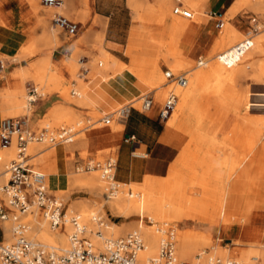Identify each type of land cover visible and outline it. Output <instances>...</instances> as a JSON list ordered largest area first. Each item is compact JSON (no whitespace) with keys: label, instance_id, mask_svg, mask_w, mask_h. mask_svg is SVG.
Segmentation results:
<instances>
[{"label":"rangeland","instance_id":"374dc122","mask_svg":"<svg viewBox=\"0 0 264 264\" xmlns=\"http://www.w3.org/2000/svg\"><path fill=\"white\" fill-rule=\"evenodd\" d=\"M25 1L27 3H30L29 0H25ZM32 1H34L35 3L37 2L39 9H43L48 13H46L45 18L43 19L37 18V15L33 11L34 9L30 8L27 11V14L25 15L27 17L25 23L20 27L22 32L27 37L25 44L21 46V48L14 57L9 58V57L0 56V62L3 65L2 72L0 74V82H1L0 84L2 85V88H7L9 90H17L18 88L21 87L24 92L23 108L9 109L1 105L3 112L2 120L5 118L25 117L27 119L28 130L32 132H38L39 130L45 127L53 131H57L64 126L73 127L76 129H83L76 136L74 142L65 145L66 151L69 152L68 160L71 163H73L75 160L73 155L74 151L78 153V157L80 159L86 161V163H89L92 166H95L96 164H102L106 162L108 159L115 160L116 157L113 147L96 149L93 153H91L89 149L86 147V145L83 144V142L84 141L87 142L88 134L90 133V131L87 130L91 129L92 127H94L93 129L96 130L101 128H110L116 132L121 131L123 129V125L121 128L118 129H116L115 127H117L116 123L117 122L122 123L123 119H120L121 121H118L117 119L118 115L113 116L114 115L113 114L110 115V121L108 123H104L103 119L107 117L108 113L106 114L99 113L95 109V107H91L89 109L87 108L78 109L79 110L78 113L80 115L79 120H81L79 125H73L74 123L68 122L65 118H61V120L57 124L50 123L49 126L45 125L49 121L48 111L42 117L35 119L34 112L36 109V105L38 103L41 102L43 104H47L52 100H56L57 103L53 105H57V104H62L63 100H61L60 98L57 99L49 98L45 94V87L34 82L33 78H31L30 75H27L28 77L24 78V80L20 78L18 79L16 78L14 72L20 64L18 62L20 55L26 54L31 57H43V56L50 57V63H51L50 65L51 68H53V70L50 71L49 74L57 78L59 77L60 79L56 91H58V93L68 95V97L71 100H78L76 90L79 86V83H83L87 90V82H89L93 78L97 76L101 78H108L124 70H127L138 79L140 68H145L147 69V71H149L154 67L155 62H157L159 65V71L161 70L160 72L162 73L164 84L169 85L170 83H175V82H169L163 75V72H171L173 75L192 72V70L195 69L197 62L199 60L206 61L213 56L216 57L219 53L229 48L230 45L233 46L234 44L241 41L240 40L238 42H235L233 43V45L229 44L228 45L229 47L227 45L221 47L217 49L214 53L211 52L213 44L219 40L221 35L224 33V30L228 26L242 33L243 39L245 37L247 38L264 37V5L260 6L259 9H255L249 5H242L239 11L232 18H226L225 16L219 18L216 17L214 14H212V16L215 17L213 20L214 22L213 33L215 36H208V38L200 44L195 54L191 53L190 55L192 47L196 45V36H198L197 34L199 33V29L197 27L195 31H193L192 33L181 35L179 38L178 49L184 53L185 60L175 64L173 63L172 65L174 66L175 69L171 70L163 60L166 54L168 53V46L165 45L167 44L168 27L167 24L165 23L166 16L163 14V12L164 10H168V9L170 11L173 10V8L176 6L175 0H141L145 5L142 7L140 11L142 16L139 21L133 17V10L130 6L129 9L127 5V0H109L110 2L116 1L120 4H126L127 12L130 17V28L127 31V35L124 37L125 39L124 43L120 46H116L115 50L108 52L112 56L126 63L127 68L123 69L122 71H114L111 69H109V71H106L103 69V66L100 65L101 56L98 48V41L95 37V30H94L95 21L91 10L92 0H90V2H88L87 0H81V4L83 5L84 8L80 10L74 8L72 3H70L68 0H62V4H61L62 6L66 2L67 9H60V10L59 8L51 9L50 7H46V6L42 7L41 0H32ZM156 1L158 4L157 6H156ZM199 4L200 5L197 6L196 10L194 11L189 9L186 5H182V6L185 9L192 11L195 19L203 11L201 7L203 2ZM55 13H59L65 18L75 23L82 24V26L85 29V32L87 33L83 34V36L82 35L78 36V32H77L76 36L71 37L68 36L63 30L53 28L51 24V19ZM206 13L209 15L208 10H206ZM246 15H251V17L246 19L247 21H250V19L254 17L256 18V23L255 26L252 23H250V25H248V29L246 30V32H242L236 28V25H238L236 21L237 20L240 21L241 17H245ZM205 20L209 22V20L211 19L209 17H205ZM4 24L5 22L0 16V25H4ZM253 27L257 28L256 33L252 32ZM47 30L50 31L51 33L56 32V34L59 35L57 37L61 38L63 40V43L60 46H57L54 40L52 41L44 40L45 39L44 36H47L46 34ZM89 32L93 34V38L90 41L86 40L85 37L86 34H88ZM132 34H134V36H132ZM131 37H133L134 39L133 40L134 44L132 45L129 42ZM135 42L137 44H135ZM101 45L103 48V43ZM161 45H163V47H161ZM67 50L69 51L68 53ZM169 52L171 54L176 53L171 44L169 46ZM243 65H245V61L240 62L237 65L238 67L237 69H240L241 67H243ZM9 66H13V71L11 73H8ZM65 67L71 68L72 75H68V73L65 71ZM101 75H104V77H102ZM9 78L13 79L16 82L15 86L13 87L8 86ZM186 79L188 80V77H186ZM142 82L146 84V80ZM254 85H257L259 87H253ZM32 88H35L37 90L36 98H38V101L36 102V104L30 107L28 104V97H29V92L31 91ZM148 88L149 91L147 93L150 92L153 95V92H151V88L149 86ZM225 89L227 90L228 94L232 96V98L230 99V103L232 105L238 99L239 100L241 99L243 101L261 99V97L264 95V63H262L261 66L253 72L251 71L245 74H239L236 81H234L231 84L225 85ZM170 92H173L175 95H177L173 89H168L165 99L167 98ZM222 96L223 94L220 93L214 96V98H208L205 95L203 96L200 94L197 98V105L200 108V112L202 113V115H204L206 122L217 120L223 116H226L227 122L234 120L238 126L234 128L230 133H228L227 131L228 129L217 130V127L215 128V126L208 125V129L203 130V128H201L200 133L204 137L212 136V135L215 136L216 141L218 143V147L214 149V153L216 156L222 157L224 154H225L224 156L231 155L233 157L238 156L239 158L244 156L245 158L244 157L242 158L243 159L242 166L244 165L243 167H246L244 169H248V176L244 178H238L237 175L238 173H233L231 176L228 177V180L227 178H225L227 181V182L225 181L224 183V186L226 184L225 186L226 193L225 196L222 195L220 196L218 193L207 194L202 187L194 183L195 180L192 175L187 177L183 175L185 177V178L183 177V179L186 185L184 190V195L187 196V198H191V199L196 198L197 200L198 199L203 200L202 202L205 203L204 205L208 203L207 204L208 206L206 205L207 211L205 209V206L201 208L202 210L201 209H198V211L193 210L194 214L192 210L190 211L189 209H187V212L189 213H188V217L185 219L186 223H182L181 221L180 222H167V221L157 222L156 220L150 221L148 220L147 216L144 215V216H136L133 226L129 230H127L128 228L127 219L120 217L119 214L115 212L109 211V209L106 207L105 204H103L102 207H100L99 204L102 202L101 197L96 195L89 186H86L78 182V179L85 178L86 180L90 178L95 172H97L98 174L97 177L101 184V191L104 192L105 183L100 178V172L98 168L85 172L83 169L85 165H82V169L80 171H76L75 168L71 166L66 176L65 185L57 189H54L48 183L47 181L48 177L46 176L48 194L54 197L55 199H57L62 204L63 210L70 217L79 213L76 210H74L72 213L68 212V208L70 204H82L85 207L88 217L93 214L94 217H97L96 219L98 221L95 219L93 220V222H90L89 220L88 221L82 220L83 222L81 223L80 220V224L82 226L83 224L86 226V227L84 226V228L86 229L84 231V236L87 238V240H89V242H92L91 238L93 237L92 233H90L88 230L89 224L92 225L91 227L92 231L93 232L98 231L97 234L101 235V237H104L105 239L107 238V239L115 240V239L124 238L127 234L131 233L132 231L138 230L137 229L138 223L140 220H143L144 225L148 224L149 226L153 227L156 231L157 229H159L156 227L158 225L163 226L162 228L163 230H165L168 227H171L174 231L175 236L178 231H187L189 233H195L196 231L202 232V229L206 227L213 228L214 235L211 237L210 244L202 245L201 247H199L197 251L193 252L192 258L177 261L180 264H194L196 262L195 260L196 258L199 259V262H202V260L205 259V255H210L212 258L214 257V258H220L222 260H227V258L230 259L228 255H230L234 251L249 252L252 249H258L259 247H264V155L260 156V152H259L261 146L262 147L264 146V138L261 137L258 144L253 146V144L249 142L248 133L250 131H245L242 128V125H244L246 122L251 121V119L257 120L264 118V108H253L251 111H248L246 107L247 104L244 103L242 110L239 112H235L234 109L232 110L231 108L228 107L227 108L224 107L221 109L218 106L217 101L221 99ZM164 101L161 107H159V112L164 104ZM201 103H203L204 105L201 106ZM134 104L135 106L138 105V103H134ZM154 105L155 104L153 98L152 106ZM124 106H129V105H124ZM124 106H120L116 108L111 113L120 110ZM202 107L208 108L207 110L209 111V113L205 114ZM168 120L169 119L164 121L166 128L171 132V139L175 132H177L178 135L182 134L184 137V143L180 150V153L182 149H184L185 147H188L189 149H193L194 145L191 142L189 143V138L185 136L183 133L172 129L168 124ZM189 121H191V119H189ZM237 129H240L241 131L242 130L245 131L246 137H245L244 146L240 144L241 141L243 142V140H241L243 136H241L239 133L234 135ZM262 136H264V130ZM13 141L15 143V140ZM53 149H54L53 147L48 148L45 143H37V144L34 143V144H29L27 149V154L32 158H38L40 155H46L49 151ZM246 149H248L249 151L251 150L250 153H248V155L245 153ZM255 149L258 150L256 153H255ZM253 155L255 156V159L252 158ZM11 159L8 160L0 159V171L4 169L5 163H10ZM31 159L29 161V164L32 166L34 165V168L36 169L37 163ZM177 168H179V166ZM93 170H97V171H93ZM173 170H175L174 163L170 165L166 174ZM201 171L202 169L199 166L195 168V172L200 174ZM165 177L166 175L162 177H157V178L152 177V178H154V180L156 181H160ZM117 187L118 189L116 191L122 189L119 186ZM133 187H136L139 193L142 192L141 194H143L144 191H146L152 195L156 193L158 196H162L161 193H158L154 189L145 190L144 180L141 184H129L124 189V191L127 193L129 191L132 192ZM155 189H157V187ZM234 199H236L235 202ZM214 201L217 202L216 205H213ZM218 204L219 205L221 204L222 206H219L220 207L219 208ZM215 208H219V211L218 209ZM204 209L206 212L203 211ZM220 209H221V214L219 216ZM12 211L13 213H15L13 209ZM208 211L211 212V215L217 216L218 219L214 220L212 216L209 215ZM245 211H251L249 215V220L243 219ZM190 212H191V216L194 215L193 218L190 216ZM227 218H229V220H227ZM225 219L227 220L228 226L231 229L246 230L250 228H256L258 229V233H251L249 237L243 239L242 238L238 239L237 235L233 233L231 234L222 233L215 235L216 232L214 231L215 228H219V226L222 224V221H224ZM230 220H232L231 224H230L231 222ZM103 224L114 225L116 229L121 230L123 232H121L116 236L108 237L103 232L104 229ZM47 227H49L48 224ZM70 229L72 228L71 225L69 224V230ZM139 232L141 233V231ZM158 234L160 235V232ZM26 235L29 239H31L35 243L42 244L40 243V241L36 240L35 238L32 239L30 237L31 235L29 236V233H27ZM160 239H161V235L159 236V240ZM231 239H235L237 243L235 245H231L229 241ZM55 250L60 253H63V251H60L61 250L60 248H56ZM176 251H177V239L175 238V256L177 257ZM198 256L200 257L198 258Z\"/></svg>","mask_w":264,"mask_h":264},{"label":"bare ground","instance_id":"6f19581e","mask_svg":"<svg viewBox=\"0 0 264 264\" xmlns=\"http://www.w3.org/2000/svg\"><path fill=\"white\" fill-rule=\"evenodd\" d=\"M29 1L30 3H28V5L30 6V8L34 9L33 11L37 15V18H45L46 13L48 12L44 11L43 9H39L37 2L35 3L32 0ZM87 1L90 2V0ZM180 2L182 5H186L192 11L196 10V7L200 5L199 3L203 2V4L201 5L203 11L195 19H194V15L191 19H185L180 16H175L173 14V10L171 11L169 9L164 10L163 14L166 16L165 23L167 24L168 27L167 44H165L168 46V53L166 54L163 60L171 70L175 69L174 66L172 65L173 63L175 64L185 60L184 53L178 49L180 36L183 34L192 33L198 27L199 33L197 34L198 36H196V45H194L191 49L190 52L191 55L193 50L201 44V40L205 36L206 28L208 26V22L205 20V17H209L205 9L207 0H181ZM129 5L133 10V17L139 21L142 16L140 11L145 4H143L141 0H129ZM157 5L158 4L156 1V6ZM242 5H249L255 9H259L260 6L264 5V0H234V3L226 12L225 17L232 18L239 11ZM50 8L52 9L53 7ZM57 8H59V10L67 9V3L65 2V4L62 5L61 7L59 6L53 9H57ZM46 32H47L46 33L47 36H44L45 38L44 40H49V41L54 40L57 46H60L63 43V40L57 37L59 35H57L56 32L51 33L48 30ZM97 36H99L98 48L101 56L100 65L103 66V69L106 71H109V69L114 71H122L123 69L127 68L126 63L112 56L102 48L101 44H102L103 34L101 32H98ZM251 39L253 43L251 50L247 52L240 60V62L245 61V65H243V67L237 69L238 68L237 65L240 62L231 67H225L218 61L217 56L216 57L213 56L206 61H202L201 64L202 67L196 65L195 69L192 70V72L186 73V77H188V80L186 79V84L184 86H180L177 83H170L169 85L164 84V79L162 73L160 72L161 70L159 71V65L157 62H155L154 67L149 71H147V69L145 68H140L138 80L140 81L146 80V85L149 86L151 88V92H153L155 106L161 107L167 95L168 89H173L176 92L177 101L175 103L174 109L172 110L170 116L168 117L169 119L168 124L175 131L181 132L185 136H187L189 138V143L190 142L193 143L194 148L189 149L188 147H185L184 149H182L181 153L174 162L175 170L167 173L164 179L160 181H156L151 176H146L144 178L145 190L154 189L158 193H161L162 196H158L156 193L152 195L146 191H144V193L141 194L142 192L139 193L136 187H133L132 192L129 191L127 193L124 191V189L128 185L120 184V183H116V185L122 188L121 190L115 191L113 195H105V193L101 191V184L98 180L97 172H95L90 178L86 180L85 178L78 179V182L86 186H89L96 195L101 197L102 202L99 204L100 207H102V205L105 204L106 207L109 209V211L115 212L119 214L120 217H123L128 220L127 230H129L133 226L136 216L145 215L147 216L148 220L150 221L156 220L157 222L181 221L182 223H186L185 219L188 217V213H189L187 212V209H189L190 211L192 210V212L193 210L198 211V209L203 208V206H205L206 209V205L208 203L204 205L205 203L202 202L203 200H199V199L197 200L196 198L194 199L187 198V196L184 195V190L186 185L183 179L184 177L183 175H185L186 177L192 175L195 180L194 183L202 187L207 194H209L210 192H214V193H218L220 196L221 195L225 196L226 193V188H225L226 184L225 186L223 184L226 181L225 178H227L228 180V177L231 176L233 173H238L237 174L238 178H244L248 176V169H244L246 167H243L244 165L242 166L243 163L242 158L244 156L240 158L238 156L233 157L231 155L218 157L214 153V149L218 147V143L216 141L215 136L212 135V136L204 137L203 135H201L200 129L204 127L206 119L204 115H202V113L200 112V108L197 105V98L200 94L203 96L205 95L208 98H214V96H216L217 94L222 93L223 94L222 98L217 101L218 102L217 104L221 109L224 107L226 108L228 107L231 108L232 110L234 109L235 112H239L242 110L244 103L247 104L246 107L248 111H251L253 108H264V95L259 100L254 99L251 101H245V100L243 101L241 99L240 100L238 99L232 105L230 103V99L232 98V96L228 94L227 90L225 89V85L231 84L234 81H236L239 74H245L251 71L253 72L257 70L262 63H264V37H256V38L252 37ZM240 40H243V34L228 26L224 30V33L221 35L219 40L213 44L211 52L214 53L217 49L224 47L226 45L228 46L229 44L233 45V43L238 42ZM129 42L131 45L134 44L133 39H130ZM135 44L137 43L135 42ZM170 44L173 46L176 53L171 54L169 52ZM161 47H163V45H161ZM231 47L232 46L230 45V47L227 48L226 50H229ZM18 62L20 64L14 72L17 79L20 78L24 80V78L28 77L27 75H30V77L33 78L34 82L45 87V94L49 98L52 99L60 98L61 100H63L62 104L52 105L48 109L49 121L45 125L49 126L50 123L57 124L61 120V118H65L68 122L74 123L73 125H79L81 120H79L80 115L78 113L79 111L78 109L81 108L89 109L91 107H94V105L86 97L87 90L83 83H79V86L76 90L78 100H71L68 97V95L58 93V91H56L60 79L59 77L57 78L49 74V72L53 70V68H51L50 65L51 64L50 57L48 56L31 57L29 55L24 54L19 56ZM65 71L68 73V75H72L71 68L65 67ZM164 74L165 72H163V75ZM101 76L104 77V75ZM23 94L24 92L21 87L18 88L17 90H9L7 88L1 87L0 88L1 105L9 109L23 108L24 106ZM116 115L117 114H114L113 116ZM117 119L118 121H121L118 116ZM189 119H191V121H189ZM226 119H227L226 116H223L217 120L208 122L209 123L208 125L215 126V128L217 127V130H222V129L224 130L225 127L228 125V127L226 128H229V133H230L238 125L234 120L227 122ZM122 123L117 122L116 123L117 127L115 128L116 129L121 128ZM25 125L28 129L26 118H25ZM93 128L94 127H92L91 129ZM242 128L245 131H250L248 133L249 142H251L253 146L258 144L261 137L264 138V136H262L264 130V118L257 120L251 119V121L246 122L244 125H242ZM250 151L246 149L245 153L248 155ZM259 152H260V156L264 155V146L263 147L261 146ZM44 157L45 155H40L38 158H32L31 160L37 163L42 161ZM15 158H16V145L14 141L11 142L10 146L6 148H0V159L3 160L11 159L10 161H12ZM252 158L255 159V156L253 155ZM8 165L9 163H5L4 169L0 171L2 172L0 174V205L9 214L8 220L0 221V227L3 230V235H2L3 244H9L14 241V236L11 230L13 226L11 217L15 213H13L12 211L13 208L10 207L7 198L3 195L1 191V187L7 182L9 178V175L6 172ZM178 166L179 168H177ZM198 166L202 169L200 174L195 172V168ZM93 171H97V170H93ZM156 187L157 189H155ZM214 202L213 205H216L217 202H215V204ZM219 206L222 205L218 204V207ZM219 208H215V209H218L219 211ZM205 209L203 211H205ZM38 210L39 209L36 208V206H33L29 214L25 216L24 215L20 216L21 221L27 224L28 226L27 233H29V236L31 235L30 237L32 239L35 238L36 240L40 241V243L42 244L39 245L43 247L50 248L53 250H55L56 248H60L61 249L60 251L63 252L68 251L69 235L71 233L70 231H72V229L69 230V224H70L69 219L71 217L68 216L67 213H65V221L62 222L60 226L54 231L51 230L50 227H47L48 223L46 222L43 215H41V213L39 214ZM74 210L79 212L76 214V216L80 218L81 223L83 221H88V220L90 222H93V220L97 218L94 217V214L88 217L85 207L82 204H70L68 208V212L72 213ZM209 211H208L209 215L212 216L214 220L218 219L217 216L211 215V212ZM220 214H221V209L219 212V216ZM190 216H191V212H190ZM193 216L191 217L193 218ZM83 226L85 225L83 224ZM103 226H104L103 232L108 237L116 236L121 232H123L121 230L116 229L114 225L103 224ZM91 227L92 225L89 224L88 230L93 235V237L91 238L92 242L90 243L95 251L101 252L103 251L105 241L112 239H107V238L105 239L104 237H101V235L97 234L98 231L93 232ZM137 229L141 231V236L145 242L144 249L139 251L137 254V260L139 264H145L149 259L157 257L159 244L161 241V239L159 240L160 235L158 234L159 233L158 230L160 229L156 231L153 227L149 226L148 224L144 225L143 220L139 221ZM203 229L202 232L196 231L195 233H189L187 231H178L176 236L174 234V249H175V238L177 239V251H176L177 261L192 258L193 252L197 251L199 247H201L202 245L210 244L211 237L214 235L213 228L206 227ZM214 231H216L215 235L222 233L231 234V229L228 226V222L226 219L222 221V224L219 226V228H215ZM229 241L231 245H235L237 243L235 239H231ZM228 257H230V259L229 258L227 259L231 260L233 264H264V247H259L258 249H252L249 252L234 251L230 255H228ZM195 260L199 261V259L197 258Z\"/></svg>","mask_w":264,"mask_h":264},{"label":"crops","instance_id":"0c3cea01","mask_svg":"<svg viewBox=\"0 0 264 264\" xmlns=\"http://www.w3.org/2000/svg\"><path fill=\"white\" fill-rule=\"evenodd\" d=\"M68 1L72 3L74 8L79 10L84 8L81 0ZM233 3L234 0H207L206 10H208L211 20L208 22V28H206V33L201 43L208 36H215L213 33V20L215 17L212 14L219 18L225 16ZM127 5L128 7L130 6L129 0H127ZM29 9L30 6L25 0H0V16L5 22L4 25H0L1 57H14L21 46L25 44L27 37L20 27L25 23L27 19L25 15ZM91 10L95 21V37L98 41L99 36H96L97 33L101 32L103 34L102 43L104 50L111 52L115 50L116 46L122 45L125 40L124 37L130 28V17L126 4H120L116 1L110 2L109 0H92ZM249 17L251 15L241 17L240 21L237 20L238 25H236V28L242 32H246L248 25H250V22L246 20ZM77 24L79 25L78 36H83V34L87 33L82 24ZM85 37L86 40L90 41L93 38V34L89 32ZM130 39H133V37ZM199 46L193 50L192 54H195ZM12 71L13 66H9L8 73ZM1 72L2 69H0V74ZM15 85L16 82L9 78L8 86L13 87ZM1 87L2 85L0 84ZM253 87L259 86L254 85ZM148 91L149 88L144 82L138 80L127 70H124L108 78L97 76L87 82L86 97L99 113L110 114L120 106L130 105ZM37 101L38 98H36L35 102L29 104V106H33ZM55 103H57L56 100H52L47 104L38 103L34 112L35 119L45 115L48 109ZM202 105L204 104L201 103ZM202 109L205 114L209 113L208 108L202 107ZM2 115L0 100V122ZM208 124V122H205L203 130L208 129ZM122 125L123 129L117 132L110 128L89 129L87 130L90 131L87 142L84 141L83 144L86 145L91 153L96 149L105 147L114 148L116 157L114 179L117 183L126 185L141 184L146 176L155 178L165 176L170 165L179 156L184 143L183 135H178L175 132L171 139V132L166 128L165 121L159 118V107L155 105L146 112L130 108L123 119ZM226 127L225 129H228L229 133V128ZM237 133L243 136L241 139L243 142L241 141L240 144L244 146L245 131L237 129L234 135ZM130 136H133L134 139H129ZM53 148V150L45 155L42 161L37 162L36 169L44 173L48 177V183L54 189H57L65 185L66 176L71 166L76 170L77 166L86 165L87 163L78 157L76 151L73 152L75 160L71 163L68 160L69 152L66 151L65 145H58ZM257 151L255 149V153ZM210 193L213 194L214 192ZM250 213L251 211H245L243 219L249 220ZM230 221L231 224L232 220ZM231 233L236 234L238 239H243L249 237L251 233H258V229H231Z\"/></svg>","mask_w":264,"mask_h":264},{"label":"built area","instance_id":"2783aa9c","mask_svg":"<svg viewBox=\"0 0 264 264\" xmlns=\"http://www.w3.org/2000/svg\"><path fill=\"white\" fill-rule=\"evenodd\" d=\"M41 3L43 6L55 8L61 6L62 0H41ZM173 14L185 19L193 17V12L185 9L179 0H176ZM249 22L255 26L256 18H251ZM51 24L53 28L63 30L71 37L76 36L79 29L77 23L59 13L52 16ZM252 32L256 33L257 28L253 27ZM252 46V39L245 38L229 50L219 53L217 59L223 66L231 67L239 63L243 56L251 50ZM201 64L202 61L197 62L198 66H201ZM2 68L3 65L0 62V69ZM164 76L169 82H175L180 86L186 84V73L173 75L171 72H165ZM36 95L37 90L32 88L29 92L28 104L36 101ZM176 101L177 96L170 92L159 112L160 119H168ZM134 103H138V105L135 106ZM152 104L153 96L149 92L129 106H124L120 110L108 114L103 122L108 123L110 115L113 114H117L120 119H124L130 108H136L142 112L149 111ZM82 130L64 126L57 131L45 127L38 132H32L27 129L24 117L1 120L0 148L10 146L11 142L15 140L16 158L10 161L7 166L6 172L9 178L1 187L3 195L7 198L15 214L11 217L13 223L11 230L14 236L12 243H2L3 230L0 227V264H139L137 254L144 249V242L138 230L132 231L124 238L106 240L103 251L98 252L94 250L89 240L84 236L85 228L80 225V218L73 215L69 219L72 228L69 235V250L61 254L53 249L34 243L26 235L28 226L21 221L20 216L29 214L33 206L39 209L51 230L57 229L65 221V211L61 203L48 194L46 175L29 164L32 158L27 154L29 144L45 143L48 148L71 144ZM129 139L133 140L134 137L130 136ZM115 167V160L108 159L106 162L95 166L87 163L83 169L88 172L98 168L100 178L105 183V195H113L118 189L117 182L114 179ZM81 169L82 166L76 168L77 171ZM8 219L9 214L0 205V221ZM156 227L160 229L156 228L161 235L158 254L157 257L149 259L145 264H180L175 256L173 229L168 227L162 230L163 226L161 225ZM194 264H233V262L228 259L222 260L205 255L202 262L196 261Z\"/></svg>","mask_w":264,"mask_h":264}]
</instances>
